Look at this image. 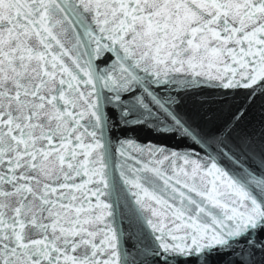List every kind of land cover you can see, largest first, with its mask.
<instances>
[{
	"label": "snow or ice",
	"instance_id": "snow-or-ice-1",
	"mask_svg": "<svg viewBox=\"0 0 264 264\" xmlns=\"http://www.w3.org/2000/svg\"><path fill=\"white\" fill-rule=\"evenodd\" d=\"M0 264H264V0H0Z\"/></svg>",
	"mask_w": 264,
	"mask_h": 264
}]
</instances>
